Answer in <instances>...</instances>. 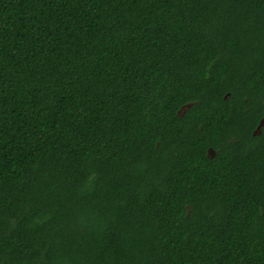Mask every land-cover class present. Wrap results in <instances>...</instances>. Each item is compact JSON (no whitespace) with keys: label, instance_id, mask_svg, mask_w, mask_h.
<instances>
[{"label":"trees","instance_id":"obj_1","mask_svg":"<svg viewBox=\"0 0 264 264\" xmlns=\"http://www.w3.org/2000/svg\"><path fill=\"white\" fill-rule=\"evenodd\" d=\"M262 120L264 0H0V264H264Z\"/></svg>","mask_w":264,"mask_h":264},{"label":"water","instance_id":"obj_2","mask_svg":"<svg viewBox=\"0 0 264 264\" xmlns=\"http://www.w3.org/2000/svg\"><path fill=\"white\" fill-rule=\"evenodd\" d=\"M263 126H264V120L261 121V123L259 124V126L257 127V129L254 131V135H259L261 133V129H262ZM210 154H211V152H210ZM213 154L214 153H212L211 156H213Z\"/></svg>","mask_w":264,"mask_h":264},{"label":"flooded vegetation","instance_id":"obj_3","mask_svg":"<svg viewBox=\"0 0 264 264\" xmlns=\"http://www.w3.org/2000/svg\"><path fill=\"white\" fill-rule=\"evenodd\" d=\"M212 153H214V152H213V151H211V154H212ZM211 154H210V155H211ZM214 155H215V154H213V156H214Z\"/></svg>","mask_w":264,"mask_h":264}]
</instances>
